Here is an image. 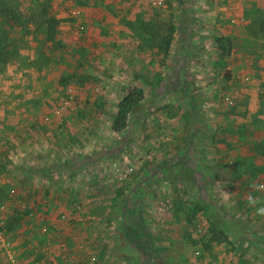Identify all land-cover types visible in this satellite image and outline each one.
I'll list each match as a JSON object with an SVG mask.
<instances>
[{"label": "rangeland", "instance_id": "rangeland-1", "mask_svg": "<svg viewBox=\"0 0 264 264\" xmlns=\"http://www.w3.org/2000/svg\"><path fill=\"white\" fill-rule=\"evenodd\" d=\"M66 1L56 4L66 3V16L44 17L43 11L55 10L52 0H0V96L8 92L0 106L10 105L0 110V264H264V215L257 213L264 207V84L251 75L264 71V0ZM117 4L137 7L139 16L145 8L167 10L162 78L172 95L148 94L129 64V77L135 74L143 87L130 80L122 96L95 93L90 99L85 83L103 81L100 75L114 79L111 65L94 60L63 70L65 50L74 51L77 62V48L62 40L36 48L30 42L35 26L46 38L63 35L59 27L66 25L74 41L84 38L74 8L86 23V7L111 12ZM208 6L209 17L179 12ZM212 46L216 62L209 63ZM23 55H35L38 63L18 62ZM116 56L101 45L93 58L113 63ZM46 67L56 84L48 75L35 85L43 96L36 105L45 103L47 121L66 115L82 124L83 132L71 133L86 141L42 149L46 157L36 160L31 149L19 154L28 145L16 142L15 122L32 115L29 105L16 107L19 86L32 89L18 74ZM76 85L86 88L85 98ZM131 87L141 89L143 99L115 131ZM205 87L213 89L209 95Z\"/></svg>", "mask_w": 264, "mask_h": 264}, {"label": "crops", "instance_id": "crops-1", "mask_svg": "<svg viewBox=\"0 0 264 264\" xmlns=\"http://www.w3.org/2000/svg\"><path fill=\"white\" fill-rule=\"evenodd\" d=\"M27 4H32L36 2L37 0H25ZM61 0H52V2L55 5V10L53 9H47L43 11L42 15L45 17H48L52 14H57L60 16H66L65 6L66 3L62 6H57L58 2ZM70 1V0H67ZM66 1V2H67ZM96 0H92L91 3ZM132 5H136L137 0H132ZM148 2L152 0H147ZM162 1V0H161ZM160 1V2H161ZM212 0H208V2H211ZM242 0H239V3ZM159 9H150L145 8L142 9L143 14L141 16L136 15V13L139 11L137 7L135 6H129L127 8H122L119 4H117V7H115L111 12H109L106 9H99L98 7L91 6L86 7V23L88 31L87 33L82 36L84 38H76L77 40L74 41V38H71V35L69 36V33L71 34V31H68V27L63 26L62 28L59 27V31L62 34H58V36L54 38L50 37H44L42 34L39 35L40 30L38 29V26L33 27L31 30L33 31L32 37L30 39V42L33 47H38L39 45H43L44 43H47L48 46H51L54 42H59V40H62V43L68 46L69 48H77L78 52L80 51V48H86V52L79 54L76 52L77 62H75L74 59V51L69 53L65 50V58H64V65L63 70H71L74 64L77 65H84L85 63H92L94 60L98 63L99 67L106 68L107 65H111L115 70V76L114 79H107V76L100 75L98 78H101L103 81H99L97 84H88V86L92 89V93L89 95V98L92 99V95L95 93L103 95L105 93L106 95H119L122 96L120 89L125 92V89L130 83H128L130 80L133 85L140 86V87H146L145 89L148 90V94L151 96H159L163 97L164 95L171 94L172 95V89L168 87V83H166V79L162 78L167 72V56L162 53V48L165 47V41L167 39L168 30H167V22H168V14L166 9H162L158 7ZM200 8V7H197ZM210 7L208 6L207 9L201 7V9H191V8H181L179 9V12L182 13L183 16H188V14L192 15H199L201 13H206L207 16H210ZM115 12V13H114ZM177 11V13H179ZM240 13V17L242 16V12H238L236 15L238 16ZM178 15V14H177ZM108 16V17H107ZM159 17V18H158ZM230 17V14L228 15V18ZM243 22L247 21L248 18H243ZM182 23H186V21L182 20ZM199 23V22H198ZM227 21L224 23L226 24ZM195 26H198V24H195ZM209 28V27H208ZM226 29V26L224 27ZM69 32V33H68ZM101 45H104L105 47L111 49V51L117 56L115 59H113V63L111 60L107 61L104 60L103 62H100V60L94 59L93 55L95 54L97 56V53H99V48ZM111 45V46H110ZM67 48V47H66ZM210 48V47H209ZM212 52L208 54L207 60L210 62H216V55L214 54V46L211 47ZM92 53V54H90ZM199 56V53H195ZM211 54V56H210ZM82 57H81V56ZM27 60L28 62L38 63L35 55H23L21 56V59L18 62H24ZM82 63V64H81ZM206 61L204 60V64ZM264 63V57L259 61V64ZM130 64L131 68L135 70V74H137V77L143 78V85L138 83V81H135L134 75L131 74L129 71L132 69L128 67ZM51 69H48L47 67L42 70H35L33 68L32 70L25 69L23 72L21 71L18 74V78L22 79L23 82L30 81L32 82V85L30 84L29 87H31V90H26L28 86L24 84L19 86L17 90V94L19 95V100L17 101L16 107L20 110H24V105L28 106V111H31L32 113L30 119H27L26 115L21 117L19 121L16 124L15 122V128L16 131V142L17 144H25L28 145L25 148H21V152L19 154L26 155L27 153L24 151H27L28 149H31L30 152L32 153L33 159L41 160L42 157L41 154L45 151L42 149H46L48 147L55 148L57 145H66L69 146L70 144H77V146H84V143L86 139L82 137V135L77 137L75 134L71 133L73 128H79L82 130V124H74L73 122H70L67 120L66 115L63 117L62 122H59L57 118H53L52 120L47 121V119H44V114L47 112L45 109V103H40L38 106L36 105L37 101H39L43 96L41 95V92L37 90L36 86L38 82L41 80L43 81L46 76H48L51 72ZM56 70V69H55ZM61 72V71H59ZM128 72V73H127ZM252 77L255 78L256 75H258L259 78L262 79L260 82L261 87L264 84V71L258 70L251 73ZM51 75H49V78L47 80L50 81V83L56 84V82L53 80V78H50ZM136 76V75H135ZM201 75L199 74L198 77L200 78ZM44 77V78H43ZM156 78H159L157 84L154 86L151 84L152 81H154ZM39 79V81H38ZM125 79H128L127 82H125ZM113 83L111 85H107L109 83ZM214 81V79H213ZM41 83V82H40ZM47 85L50 89L49 82H47ZM214 86V82H213ZM69 86H61L60 90L61 92H66L67 88ZM76 88L78 89V92L81 96V98H85L87 95L86 92L83 90L86 88H83L79 85H76ZM213 89H210V87H205L203 93H207L209 95V91ZM248 90V89H243ZM262 90V89H261ZM51 91H54V86L51 89ZM119 91V92H118ZM170 91V92H168ZM248 91L251 92V89ZM91 92V91H90ZM6 92H3L0 96L1 100H3L6 96ZM23 94L25 97H27V101L23 104L22 101L26 100L24 99ZM9 95V94H7ZM29 95V96H28ZM124 95V93H123ZM174 95V94H173ZM43 99V98H42ZM94 99H98L97 97ZM0 100V101H1ZM29 100V101H28ZM99 101L102 100L98 99ZM21 101V102H20ZM20 102V103H18ZM97 102V101H96ZM96 105V103H95ZM94 105L93 113H96V107ZM106 108V105H104ZM0 110L8 111L10 109V105L8 102L3 103V108L0 106ZM15 107V109H16ZM38 107V108H37ZM57 108V106H56ZM215 108V107H214ZM259 109V108H258ZM27 110V109H25ZM250 109H247L249 111ZM216 111V109L214 110ZM256 111V109H255ZM246 112V111H245ZM57 117V116H56ZM260 117H264V112H260ZM251 120V117L248 119ZM97 128V127H96ZM26 131V133H24ZM2 132V131H1ZM4 131L1 133L0 138L1 141L4 142ZM247 137V136H245ZM15 140V139H13ZM88 142V140H87ZM245 143V142H244ZM47 144V145H46ZM35 148L38 149L35 150ZM49 150V148L47 149ZM60 158H63V155H60ZM49 157V156H48ZM257 176L261 175L259 173L256 174ZM256 176V177H257ZM62 258V259H61ZM58 257V262L62 263V260L64 261L63 257Z\"/></svg>", "mask_w": 264, "mask_h": 264}, {"label": "trees", "instance_id": "trees-1", "mask_svg": "<svg viewBox=\"0 0 264 264\" xmlns=\"http://www.w3.org/2000/svg\"><path fill=\"white\" fill-rule=\"evenodd\" d=\"M143 99L142 90L138 87H131L129 93L125 96L123 102L120 104V109L115 117V124L113 129L119 131L125 126V119L128 116V113L131 108L136 104H139Z\"/></svg>", "mask_w": 264, "mask_h": 264}, {"label": "built area", "instance_id": "built-area-1", "mask_svg": "<svg viewBox=\"0 0 264 264\" xmlns=\"http://www.w3.org/2000/svg\"><path fill=\"white\" fill-rule=\"evenodd\" d=\"M73 15L77 18H79L78 22H77V25H76V30H77V33L80 34L81 36L82 35H85L88 31V28H87V24L80 18L81 17V14H82V10L80 8H74V10L72 11ZM226 99L231 102L232 100L230 99V96L228 95L226 97ZM66 103H68V100H65Z\"/></svg>", "mask_w": 264, "mask_h": 264}, {"label": "clouds", "instance_id": "clouds-1", "mask_svg": "<svg viewBox=\"0 0 264 264\" xmlns=\"http://www.w3.org/2000/svg\"><path fill=\"white\" fill-rule=\"evenodd\" d=\"M249 203H250V205L255 206L257 201L251 200V201H249ZM257 213L260 215H264V207L257 208Z\"/></svg>", "mask_w": 264, "mask_h": 264}]
</instances>
